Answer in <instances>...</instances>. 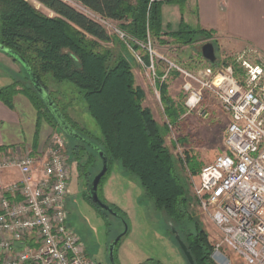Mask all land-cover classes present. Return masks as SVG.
<instances>
[{
    "label": "rangeland",
    "instance_id": "obj_1",
    "mask_svg": "<svg viewBox=\"0 0 264 264\" xmlns=\"http://www.w3.org/2000/svg\"><path fill=\"white\" fill-rule=\"evenodd\" d=\"M28 1L33 3L45 15L51 18L56 17L53 12L44 6L33 0ZM62 1L100 23L112 36L113 41L111 43H102V45L115 50L117 53L120 50L123 51L124 56L132 64L135 85L144 92V107L151 110L155 120L161 127L167 126V123H170L171 120L165 112L161 92L160 98L156 95V88L159 89L158 86L161 83L155 82L152 72L138 63L136 54L129 46H124L119 23L109 20L104 24L99 16L84 8L76 0ZM162 1V23L164 32L167 34L178 32L181 29L182 17H180V11L178 19L176 16L178 7L186 11V19L189 21L188 11L196 9L194 3L188 7L185 4L183 7L182 4L176 1ZM149 40L152 43L153 50L158 55L196 76L203 73L202 71L206 68L216 70L219 67L225 68L228 66L234 68L235 75L240 81H245L248 74L246 66L236 60L240 56V53H236L238 49L234 48V51L228 49L225 52L217 45L218 41L213 36L207 40L202 39L191 47H179L173 43L170 37H163L158 40L150 36ZM209 42L216 44L215 66H212L202 55V47ZM245 51H242V53ZM137 54L141 55L147 65L146 52L142 50ZM0 55L10 60L5 63L0 60V70L8 76L0 75L6 78V80L0 78V83H2L0 85L13 83L18 92L30 93L34 97L35 94L31 91L33 88L23 67L8 55L2 52H0ZM147 58L149 57L147 56ZM252 58L248 59L246 55L243 60H248L254 65L264 66L262 56ZM157 64V74L161 75L166 71L167 65L162 63L160 59H158ZM189 81L194 82L174 69L163 84L167 85L168 98L183 108L177 120V125H174L173 133L170 131L166 133V145L178 162V172L185 180L193 198V184L197 182L198 174H191L187 166L188 158L196 162L200 171L224 152V138L230 123V115L221 103L208 92H204V97L198 106L195 108L188 107L187 102L191 92L185 90V85ZM260 84L264 87V78ZM192 88L198 90L199 85L193 83ZM48 91L69 124L74 126L75 131L96 146L101 147L102 144L99 141L102 139L101 131L96 121L90 116L83 94L80 93L79 89L71 82L58 83L50 80ZM48 124L53 130L47 148L54 136L63 137L65 142L64 153L71 178L66 203L69 212L68 224L84 240L89 257L96 260L97 264H111L109 258L110 246L127 229L115 251L116 264H189L171 233L168 219L154 208L152 201L144 195V190L138 178L125 172L119 161H111L110 170L104 177L101 186H99V195L108 206L119 211L121 217L103 214L93 206L89 201V188L94 177L102 169L103 163L100 156L81 145L77 140L67 136L55 120L53 122L49 121ZM174 138L180 140L178 146L174 142ZM178 147H180V150H177ZM190 214V218L182 220L175 227L184 239L191 234L197 235L200 229L203 230L207 236L209 246L212 248L210 259L212 264H216L212 256L218 242V233L199 209L195 197L194 203L190 207ZM230 257L234 264L241 263L234 256Z\"/></svg>",
    "mask_w": 264,
    "mask_h": 264
},
{
    "label": "trees",
    "instance_id": "obj_2",
    "mask_svg": "<svg viewBox=\"0 0 264 264\" xmlns=\"http://www.w3.org/2000/svg\"><path fill=\"white\" fill-rule=\"evenodd\" d=\"M33 1L53 12L56 17L45 15L28 0H0V44L27 62L48 93L50 80L74 84L83 94L88 112L101 131L102 139L99 141L102 145L98 147L108 157L110 167L111 161H119L125 172L138 178L144 195L168 219L169 225L175 227L182 220L190 218L194 196L191 197L185 180L178 172V162L166 145V133L170 129L168 125L161 127L151 110L144 107L145 95L135 85L131 62L122 50L117 53L102 45L111 43L113 38L97 21L62 0ZM76 1L100 18L119 23L120 30L130 38L128 44L122 40L123 45H130L134 51L140 49L134 41L146 43L150 36L158 40L170 37L179 47H191L213 36L201 28L190 27L184 20L178 32H164L162 0ZM173 1L184 5L187 0H168ZM207 44L216 46L210 42ZM145 60L149 64L147 56ZM215 64L211 63L212 66ZM158 87L170 124L177 125L183 108L168 98L167 85ZM32 88L35 96L27 95L32 99L40 121L57 122ZM17 93L14 85L0 88V100L11 106ZM188 159L191 174H199L196 162ZM89 201L95 206L90 198ZM180 236L195 264H212V248L203 230H198L197 235H188L186 239Z\"/></svg>",
    "mask_w": 264,
    "mask_h": 264
},
{
    "label": "built area",
    "instance_id": "obj_3",
    "mask_svg": "<svg viewBox=\"0 0 264 264\" xmlns=\"http://www.w3.org/2000/svg\"><path fill=\"white\" fill-rule=\"evenodd\" d=\"M120 35L128 44L130 38ZM134 42L138 51L128 46L155 82L162 85L176 69L199 85L198 90L190 81L185 85L191 92L188 107L198 106L208 92L230 115L224 152L200 170L193 194L218 233L212 256L216 264H234L230 256L240 264H264V87L260 84L264 66L243 60L259 54L248 50L236 58L248 69L245 81H240L232 66L206 68L196 76L158 55L149 38L146 43ZM142 50L149 57L147 65L137 54ZM158 59L167 65L161 75ZM156 95L160 98L157 88ZM167 125L173 133L174 125ZM174 142L179 145L176 138ZM64 143L63 137L54 136L45 152L15 147L0 155V264H97L68 224L71 178ZM9 171L18 172L20 179L5 181Z\"/></svg>",
    "mask_w": 264,
    "mask_h": 264
},
{
    "label": "crops",
    "instance_id": "obj_4",
    "mask_svg": "<svg viewBox=\"0 0 264 264\" xmlns=\"http://www.w3.org/2000/svg\"><path fill=\"white\" fill-rule=\"evenodd\" d=\"M193 3L196 9L188 11L190 21L186 19V11L179 7H176L177 19L181 14L190 27L211 32L225 52L228 49L234 51V48L238 49V54L254 50L264 58V0H187L185 4L188 7ZM0 60L3 63L10 61L2 55ZM0 73L8 77L1 70ZM11 85L13 83L0 85V88ZM39 116L26 92L19 91L11 106L0 100V155L15 147L31 148L35 154L45 152L53 129L46 121H40ZM20 177L18 172L9 171L4 180L16 181ZM85 247L87 252L86 244Z\"/></svg>",
    "mask_w": 264,
    "mask_h": 264
},
{
    "label": "water",
    "instance_id": "obj_5",
    "mask_svg": "<svg viewBox=\"0 0 264 264\" xmlns=\"http://www.w3.org/2000/svg\"><path fill=\"white\" fill-rule=\"evenodd\" d=\"M0 52L8 55L9 57H11L13 60L18 62L23 67V69L25 70V72L27 74V77L29 78V80L31 82V85L34 87L36 92L39 94V96L42 98V100L47 105L48 109L54 115L59 127L63 130V132L67 136H69L70 138L75 139L78 142L84 144L85 146H87L89 149L93 150L95 153H97L100 156V158L102 160V163H103V166H102L101 171L94 177V179H93V181H92V183L90 185L89 198L91 199L92 203L96 207L101 209L102 211H104V212H106V213H108V214H110L112 216L120 218L121 217L120 214L115 209H113L112 207L108 206L99 196V186H100V184L102 182V179L108 173L109 167H110L109 159L106 156V154L98 146H96L94 143H92L91 141L87 140L81 134H79L78 132L75 131V129L64 118L63 114L61 113L59 108L56 106V104L52 100V97L47 92V90L36 79V77L34 76L31 68L27 64V62L20 55H18L15 52L9 50L8 48L4 47L1 44H0ZM202 55L210 63H215L216 55H215V47L213 45H211V44L204 45L202 47ZM170 226H171L172 233L174 234L175 239H176L181 251L183 252L185 258L187 259L189 264H195L194 263V259H193L192 255H191L190 251L188 250L186 244L182 240L179 232L175 229V227L172 224ZM126 231H127V229H126ZM126 231H125L124 234L120 235L115 240V242L110 246L109 258H110L111 264H116L115 251H116V248L118 246V243L120 242L122 237L126 234Z\"/></svg>",
    "mask_w": 264,
    "mask_h": 264
}]
</instances>
